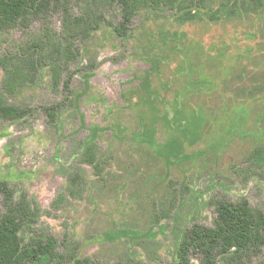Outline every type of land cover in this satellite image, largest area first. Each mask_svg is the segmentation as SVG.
<instances>
[{
  "label": "rangeland",
  "instance_id": "obj_1",
  "mask_svg": "<svg viewBox=\"0 0 264 264\" xmlns=\"http://www.w3.org/2000/svg\"><path fill=\"white\" fill-rule=\"evenodd\" d=\"M244 3L252 0H210L201 13L221 15L215 22L144 9L125 43L103 26L79 44L64 74L69 92L53 89L46 67L7 98L33 110L0 122V182L39 209L26 238L55 239L59 255L68 243L93 264H177L185 233L213 228L212 199L244 197L264 210V166L248 160L264 146V3L225 17ZM100 10L121 21L116 2ZM51 21L60 34L61 15ZM24 38L0 32V57ZM4 78L0 68L1 91ZM90 143L99 146V176L81 160ZM3 200L0 190V220ZM191 262L200 264L196 253Z\"/></svg>",
  "mask_w": 264,
  "mask_h": 264
},
{
  "label": "trees",
  "instance_id": "obj_2",
  "mask_svg": "<svg viewBox=\"0 0 264 264\" xmlns=\"http://www.w3.org/2000/svg\"><path fill=\"white\" fill-rule=\"evenodd\" d=\"M106 1L119 5L120 22L111 21L101 12L100 7ZM263 3L264 0H252V4H242L241 10L229 9L225 17L249 11L250 6L258 9ZM209 5L210 0H0V32H25L23 42L0 57V68L5 74L0 90V122L21 121L32 113L31 108L11 104L7 98L35 84L43 68H50L53 89L58 91L63 85L69 92L70 81H64V74L70 62L80 56L79 44L103 26L112 27L117 39L125 43L136 17L144 9L173 11L181 23L203 21L206 17L212 22L222 19L218 13H201ZM54 12L61 15L60 34L52 27ZM37 21L42 23V28L34 33L30 29ZM59 107L56 104L47 109L52 123L57 121ZM98 148L97 143L88 144L81 160L99 176L103 168L99 164ZM248 160L262 168L264 146L257 147ZM76 178L83 181L82 176ZM0 190L4 194L5 209L0 220V264H93L90 259L77 258L78 248L72 249L68 243L65 254L59 255L55 239L26 238L39 218L38 207L25 190H16L7 181L0 182ZM75 194L72 189L70 195ZM209 205L216 213L213 228L199 223L190 228L182 238L177 264H192L194 253L199 256L200 264H243L254 259L258 260L256 264H264V260H260L264 252V210L253 207L244 197L232 200L222 196L212 199Z\"/></svg>",
  "mask_w": 264,
  "mask_h": 264
}]
</instances>
